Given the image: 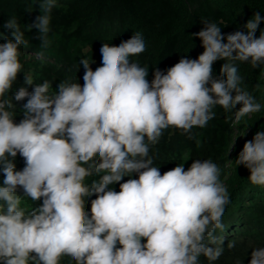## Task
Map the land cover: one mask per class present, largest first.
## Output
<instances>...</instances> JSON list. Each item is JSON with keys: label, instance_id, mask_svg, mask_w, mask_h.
Returning a JSON list of instances; mask_svg holds the SVG:
<instances>
[{"label": "clouds", "instance_id": "1", "mask_svg": "<svg viewBox=\"0 0 264 264\" xmlns=\"http://www.w3.org/2000/svg\"><path fill=\"white\" fill-rule=\"evenodd\" d=\"M55 4L40 0V15L29 25L38 30L42 47L50 43ZM262 22L256 12L245 31L225 35L217 23L205 21L192 34L203 52L195 59L183 56L166 70L155 68L151 83L148 68L129 59L146 51L136 32L118 45L102 44L95 71L81 59L83 86L63 80L50 94L49 81L34 84L25 74V86L10 98L4 97L22 72L18 49L26 42L15 17L4 23L12 38L0 43V264H60L62 257L75 264L218 260L224 237L215 232L224 231L230 203L220 167L196 159L187 170L182 163L161 174L149 151L169 128L191 138L193 127L204 128L215 117L216 106L237 121L260 112L235 62L253 69L264 65V30L256 36ZM218 60L227 62L214 77ZM13 98L26 99L18 123ZM17 153L24 160L21 170L13 162ZM235 163L249 171L251 184L264 187V131L244 141ZM133 174L138 178L123 179ZM91 176L97 179L86 184ZM114 183L118 192L109 187ZM93 195L85 211V198ZM24 197L42 203L28 211L21 207ZM249 264H264V248L253 249Z\"/></svg>", "mask_w": 264, "mask_h": 264}, {"label": "trees", "instance_id": "2", "mask_svg": "<svg viewBox=\"0 0 264 264\" xmlns=\"http://www.w3.org/2000/svg\"><path fill=\"white\" fill-rule=\"evenodd\" d=\"M259 12L264 17V0H56L51 12L49 45L42 47L36 37L38 30L30 28L35 17L40 15V0H0V43L11 37V30L2 25L15 17L24 41L19 46V61L22 72L11 91L4 98L24 85V75H30L34 84L47 80L49 93H54L59 82L69 80L83 86L81 59H87L93 71L101 66L99 48L102 44L118 45L136 32L146 43V51L131 56L132 62L148 68L146 79L151 83L155 68L166 70L183 56L197 58L202 52L201 41L192 34L204 27L205 21L217 23L225 35L245 31L244 24ZM264 30L262 22L256 36ZM227 61L213 63V76L220 75L221 66ZM246 88L261 104L260 112L236 120L233 112L214 107L215 117L204 128L193 127L191 138L181 130L166 129L159 142L150 146L149 155L154 157L153 166L161 174L184 163L188 169L193 160H212L220 169V180L227 186L230 203L226 206L222 222L225 229L216 230L217 237H224V252L216 261L199 258L200 264H249L254 248H264V187L255 186L248 180L249 171L236 165L238 153L245 140H251L257 131H264V65L253 69L250 63L235 62ZM259 84V89L255 85ZM31 92L33 86H27ZM13 122L23 118L22 101L12 99ZM240 105H237V109ZM16 170L24 165L17 153ZM129 178H138L136 174ZM96 176L86 177L89 184ZM3 174L0 173V186ZM119 191V183L110 185ZM23 195L22 189L17 190ZM85 198V211L90 212V201ZM41 201L22 199L21 207L30 211ZM235 247L229 249V242ZM146 242V241H142ZM119 247V245H117ZM60 264H75L70 257H62Z\"/></svg>", "mask_w": 264, "mask_h": 264}]
</instances>
